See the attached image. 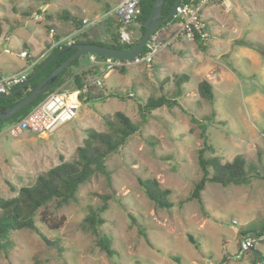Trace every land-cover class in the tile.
I'll return each instance as SVG.
<instances>
[{
  "label": "rangeland",
  "instance_id": "1",
  "mask_svg": "<svg viewBox=\"0 0 264 264\" xmlns=\"http://www.w3.org/2000/svg\"><path fill=\"white\" fill-rule=\"evenodd\" d=\"M118 1L0 0V54L19 63L17 48L40 36L50 43L71 34L106 42V6L113 9ZM210 7L201 14L205 51L195 42H179L157 55L151 70L137 66L107 74L105 98L80 99L77 116L50 134L0 133V198L10 199L62 161H73L88 130L108 132L104 117L115 122L122 112L140 127L108 159L110 178L97 174L81 187L76 202L44 209L40 217L46 224L13 234L14 247L8 256L0 254V264H255L257 253L264 259V243L256 251H240L241 233L264 225V53L248 47L264 48V0H216ZM76 19L87 27L80 36L74 34ZM130 30L133 41L140 35L138 25ZM181 76L187 81L179 90ZM204 80L212 85L214 105L199 94ZM163 95L179 106L158 108L143 119L140 106ZM205 138L212 148L207 157L223 163L244 159L249 180L242 186L207 184L201 209L188 198L203 176L198 154ZM139 178L158 180L171 192L173 208L157 209ZM104 205L99 231L113 239L112 256L98 247V237L85 224L91 210Z\"/></svg>",
  "mask_w": 264,
  "mask_h": 264
},
{
  "label": "trees",
  "instance_id": "2",
  "mask_svg": "<svg viewBox=\"0 0 264 264\" xmlns=\"http://www.w3.org/2000/svg\"><path fill=\"white\" fill-rule=\"evenodd\" d=\"M155 0H141V15L137 18L135 24L138 25L139 37L131 42V44H121L119 41V30L121 23L118 18L113 19L106 18L104 24V33L107 36V41L91 39H77L74 45L81 44H96L117 50H131L133 49L141 37L144 35L145 22L149 18L153 4ZM177 0H165L162 18H166L172 11ZM185 1V0H183ZM110 10H107L109 13ZM68 17L64 16V19ZM170 19L164 25L170 23ZM73 24L76 29H81L82 21L74 20ZM134 25V24H133ZM206 31V29H205ZM3 33V25L0 23V39ZM132 35V32L130 30ZM57 40L61 39L56 37ZM133 39V35H132ZM195 43L200 50L207 49L206 41H203L198 35L196 36ZM69 46H60L54 48L49 55L38 63L27 76V80L34 75L53 55ZM248 47L256 52L261 51L264 53V48L260 47L256 49L253 43ZM146 48L143 49L141 54H144ZM76 50H71L64 53L54 59L41 73L34 77L26 85V87L15 94L13 97L7 99L0 98V108L11 107L20 102L26 97L36 86H38L48 75L56 70L60 65L64 63ZM92 56V55H89ZM87 56V57H89ZM99 59L105 57L94 55ZM84 57V56H83ZM86 57V56H85ZM82 57L76 59L71 66L66 69L37 100L30 104L27 108L23 109L20 113L13 118L0 122V133L6 129L12 123L18 122L23 119L34 107L41 103L47 96L54 93L57 89L65 85L67 81H73L76 88H81L84 80L92 72H81V75L77 74V68L79 61ZM125 71V70H124ZM121 71V72H124ZM187 81V76H181L177 79L176 85L179 90L183 82ZM17 86L9 92L6 96L14 93L18 88ZM178 90V93L181 92ZM106 88L90 87L86 96L81 95L80 99L86 97L90 100H103L105 98ZM198 91L204 100L211 105H214V92L212 85L209 81H201L198 85ZM179 106L176 99H169L163 95L159 98H150L146 101L145 105L140 106V113L143 119L147 118V115L161 107H167L170 110ZM105 124L109 128L108 132H98L96 130H88L86 139L83 146L76 149V157L71 162L62 161L60 165L50 169L45 174L40 175L35 184L27 187H23L19 190L18 195L10 199L0 198V254L9 255L11 249L14 247L12 242V235L23 231L30 230L36 231L39 223H45L44 219L40 217L41 212L51 205H55L56 208L61 209L68 206L72 202H76L79 191L82 186L90 182L91 178L97 174L109 177L107 171V161L111 155L117 153L122 147H124L129 139L135 135L140 127L133 123L129 117L122 112L115 114V122L110 121L108 118H103ZM191 121L197 123V120L192 117ZM204 149L199 151L198 160L199 166L203 173V176L199 182H197L188 198L189 201H197L200 204L201 209L204 208L202 200V193L205 190L207 184H218L223 187L229 186H242L247 184L249 180L247 172V163L242 158H236L232 162L223 163L220 158L207 157L206 152L212 148L208 143V139L205 138ZM110 178V177H109ZM138 182L143 190V193L150 200L157 209L170 210L173 208V204L170 201L171 192L163 189L156 179H138ZM14 191V190H13ZM107 211V205L98 208L96 211L91 210L90 215L85 219L86 230L90 231L93 235L98 237V247L106 252L109 256H112L113 251L111 249L113 239L102 234L99 230L102 225L105 224L104 219L100 216L101 213ZM134 221V218L131 217ZM264 234V225L260 229H251L248 232L241 233L242 237L247 233ZM42 239L51 244L50 241L43 235L39 234ZM190 242L195 246V241L192 236H189ZM56 245L57 243H52ZM196 247V246H195ZM197 248V247H196ZM240 251H242L240 249ZM251 251H256L252 249ZM175 261L181 262V260L175 257ZM255 264L263 263L264 259L261 254L257 253L254 260Z\"/></svg>",
  "mask_w": 264,
  "mask_h": 264
},
{
  "label": "built area",
  "instance_id": "3",
  "mask_svg": "<svg viewBox=\"0 0 264 264\" xmlns=\"http://www.w3.org/2000/svg\"><path fill=\"white\" fill-rule=\"evenodd\" d=\"M216 0H181L175 9L172 21L161 26L150 38L145 46L146 51L139 56L120 60L113 58L99 59L92 55L91 60L98 63L101 67L99 77L89 75L84 80L81 88L70 91L64 86L57 89L54 93L47 96L41 103L34 107L23 119L12 123L6 127L4 133L12 138H19L25 133H34L38 135L50 134L59 126L72 121L80 109V96L86 95L90 87L102 88L103 80L107 74L112 72H121L137 66H144L151 70L154 58L174 47L179 42H195L198 35L203 41L208 39L205 31V24L202 20V11L213 4ZM118 17L121 27L119 30V41L121 44H131L132 35L130 27L135 24L137 18L141 15V0H123L114 10ZM85 23L87 21H84ZM168 33L165 40L161 38L162 33ZM55 34L51 29V36ZM75 40L72 36H67L53 43V48L60 46H72ZM20 57L27 59V51L20 53ZM37 64L32 65V69ZM27 73L11 74L0 76V94L7 95L17 86H21L27 81ZM264 243V234L247 233L242 237L240 249L243 252L256 249Z\"/></svg>",
  "mask_w": 264,
  "mask_h": 264
},
{
  "label": "water",
  "instance_id": "4",
  "mask_svg": "<svg viewBox=\"0 0 264 264\" xmlns=\"http://www.w3.org/2000/svg\"><path fill=\"white\" fill-rule=\"evenodd\" d=\"M181 0H177L172 11L166 18H162L163 7L165 0H155L153 4V8L151 14L147 21L145 22V33L137 43V45L131 50H117L112 49L96 44H81L69 46L60 52L53 55L34 75H32L25 83H23L14 93L9 96L1 95V99H7L13 97L15 94L22 91L26 85L36 77L39 73H41L54 59L58 56L67 53L71 50H76L67 60L64 61L62 65H60L56 70H54L50 75H48L38 86H36L26 97H24L20 102L16 103L11 107L0 108V122L6 121L13 118L15 115L20 113L23 109L27 108L30 104H32L35 100H37L56 80L59 76L68 69L71 64L78 58L89 55H99L102 57L113 58V59H132L139 56L147 43L149 42L152 35L157 32V30L167 23L170 19H172L175 9Z\"/></svg>",
  "mask_w": 264,
  "mask_h": 264
},
{
  "label": "crops",
  "instance_id": "5",
  "mask_svg": "<svg viewBox=\"0 0 264 264\" xmlns=\"http://www.w3.org/2000/svg\"><path fill=\"white\" fill-rule=\"evenodd\" d=\"M121 1H123V0H119L113 9H111V7L106 6L107 9H110V11H113V12L109 11V14L107 15L106 18H108V17L111 18V17L116 16L114 10L116 9L117 5ZM208 7H210V6H208ZM96 18H98V17H96ZM116 18H118V17L116 16ZM52 29H54V28H52ZM85 29H87V27H84L83 29L81 28L78 30L76 29L74 34H76V36H80L82 34V32L85 31ZM54 31H55V29H54ZM72 35L73 34L67 35V36H72ZM9 37L10 36H8L6 40H9ZM61 38H63V37H61ZM73 39L76 41L78 38L74 36ZM50 42H51V40L49 39V37L46 39V38H41V36H40V41L39 40L38 41H36V40L26 41L20 48H17V52H18L17 57L20 58L19 63H12V62L8 63L7 60L3 57V53H1L0 54V76H7V75L19 74V73L29 74L32 71V65L35 63L36 64L40 63L54 49L53 43H50ZM23 51H27V53L29 55V57L27 59H23L20 57V53ZM91 57L92 56H89V57L84 56V57H82L83 59H80L79 66L77 68V74L78 75H81L82 71L83 72L90 71V72H92L91 75L101 73V67L99 66L98 63H94L91 60ZM83 84H84V82H83ZM64 88H66L70 91H74L75 89H78L75 87L72 80L67 81L64 85ZM83 101H85V98L83 99Z\"/></svg>",
  "mask_w": 264,
  "mask_h": 264
}]
</instances>
